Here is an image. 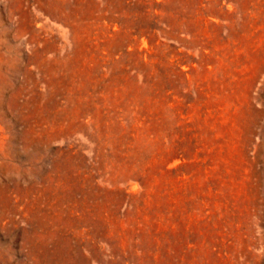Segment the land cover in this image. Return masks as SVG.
<instances>
[{
	"label": "rangeland",
	"instance_id": "1",
	"mask_svg": "<svg viewBox=\"0 0 264 264\" xmlns=\"http://www.w3.org/2000/svg\"><path fill=\"white\" fill-rule=\"evenodd\" d=\"M0 264H264V0H0Z\"/></svg>",
	"mask_w": 264,
	"mask_h": 264
},
{
	"label": "bare ground",
	"instance_id": "2",
	"mask_svg": "<svg viewBox=\"0 0 264 264\" xmlns=\"http://www.w3.org/2000/svg\"><path fill=\"white\" fill-rule=\"evenodd\" d=\"M261 225H263V224H261Z\"/></svg>",
	"mask_w": 264,
	"mask_h": 264
}]
</instances>
